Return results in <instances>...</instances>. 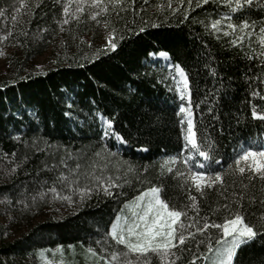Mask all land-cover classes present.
Instances as JSON below:
<instances>
[{"label":"trees","instance_id":"1","mask_svg":"<svg viewBox=\"0 0 264 264\" xmlns=\"http://www.w3.org/2000/svg\"><path fill=\"white\" fill-rule=\"evenodd\" d=\"M75 1L81 0H24L20 7L19 0H0V36L6 37L0 41V264H105L103 248L123 249L106 237L110 224L126 202L152 186L186 213L181 221L193 233H185L174 264H202L208 233L213 245L222 235L211 227L196 232L191 224L202 227L205 217L222 223L236 212L258 234L240 244L233 264H264V178L234 166L241 148L264 145V120L251 117L252 105L264 111V57L257 42L264 0L235 13L220 0H100L80 12ZM88 10L96 14L95 24L82 21ZM225 14L237 25L255 23L245 30L253 35L245 36L243 47L205 27ZM90 25L94 32L104 25L116 48L83 42ZM161 51L168 57L148 55ZM48 52L49 64L36 70L34 62ZM169 64L187 73L197 140L211 144L218 161H205L207 170L222 175L223 182L202 195L177 175L188 174L182 151L187 126L185 115L177 114ZM101 116L113 121L109 135ZM170 156L179 158L165 164ZM93 161V176L119 185L111 196L85 175ZM93 184L91 193L78 190ZM53 187L56 193L49 191ZM148 264L161 261L152 255Z\"/></svg>","mask_w":264,"mask_h":264},{"label":"snow or ice","instance_id":"2","mask_svg":"<svg viewBox=\"0 0 264 264\" xmlns=\"http://www.w3.org/2000/svg\"><path fill=\"white\" fill-rule=\"evenodd\" d=\"M116 3L118 0H111ZM200 3H207L208 0H199ZM221 3L227 5L231 12L235 13L237 10H242L245 6L251 4V0H220ZM20 7H24V0H19ZM191 3V0H189ZM92 4L99 6L100 0H92ZM63 11L65 14L68 13V5L65 4ZM77 12L82 11L79 3L76 8ZM175 11V9H173ZM3 14V10H0V15ZM96 14L93 13V16ZM187 15V13H185ZM13 20L16 17H12ZM231 16L225 14L224 16L213 19L210 24L206 25V28H210L212 32H223L224 36L231 35L233 39L231 44L233 46L239 45L243 47V40L245 36L251 37L253 32L245 31L250 28H255L254 22L248 20H242L239 25L231 23ZM222 21H227L225 26L222 25ZM62 23L67 24L68 20L65 19ZM239 30V34H237ZM143 31V29H141ZM10 34V33H9ZM6 39L5 36H0V41ZM257 42L260 45L262 51L260 55L264 57V27H260ZM116 44L109 42L106 47L109 49H115ZM3 53H0L2 55ZM149 56L158 55L160 57L167 58L168 53L161 51L159 53H148ZM170 69H174L170 73L174 84V91L177 94L179 104V114H185L187 133L184 136V145L182 151L186 154L183 163L187 166L188 174L185 176L184 173L177 172L186 183L191 182L196 192L203 194L204 188H212L217 182L222 181L221 172L212 171L209 172V167L205 161L216 162L210 149L211 144H201L197 140L195 126L192 118V111L190 106L191 93L189 87V79L185 70L179 64H169L167 66ZM252 96H258V92H252ZM264 99V97H261ZM185 100L189 102V106H185ZM251 103V101H249ZM70 115V113H66ZM251 117L253 119L264 120V111L258 110L255 105H252ZM102 122L105 124L106 129L105 135L110 134L113 121L101 116ZM184 123V121H181ZM121 143L127 141L120 135V133H114ZM19 139V137H16ZM39 151V149H37ZM14 155V154H13ZM99 156L100 153H96ZM178 156H170L166 159L165 164L168 162H174L178 159ZM235 171L243 174L246 171L250 173L258 174L261 178H264V145H260L258 149H254L251 145L246 148H241L234 158ZM47 167V166H46ZM81 165L78 163L75 169L70 171L76 172ZM88 167L91 171L85 172L86 176H90L93 180H98L100 190L105 195L111 196L113 193L110 189L119 187V185L109 177L107 182L100 177L93 176L97 164L95 161L91 162ZM101 167L106 168L107 165ZM229 167H232L230 165ZM163 168V165H162ZM130 170V169H129ZM171 171V169H169ZM61 180H66L63 174L60 176ZM76 179H79L77 175ZM69 186L75 183L74 180L69 181ZM97 187L93 184L92 187L79 188L81 194L91 193ZM50 192L56 193L55 187L49 189ZM161 189L157 186H152L145 191L141 192L135 200L126 206L137 209L132 212V219L122 218L117 215L116 219L110 224V229L106 233V237H110L111 240L115 241L117 245H123L122 250H112L110 252V258L105 260V264H148L149 256L155 255L161 262L168 259L169 256H175L172 251L177 244H183L186 236L185 229L186 225L181 221V217L186 215L182 210H177L174 207H170L168 202L161 198ZM43 196V193H40ZM188 198L195 203L196 197L189 194ZM63 199L69 200L70 197H63ZM191 227L195 228L196 232L204 233L205 230L211 228L217 229L222 235L215 239V245H213L211 233H208L209 239L207 240V252L212 254L211 264H233V257L236 249L241 243L245 241H251L257 236V231L254 230V226L245 223L244 218L239 212L231 215V217H225L222 223H215L208 221L207 217L204 218L203 226L198 227L196 224H191ZM261 229L264 230V225H261ZM187 236H193L191 231L187 232ZM101 241H97L99 244ZM107 244V240H104ZM198 245L200 242H197ZM109 247H111L109 245ZM214 249V250H213ZM108 251L107 248L103 249ZM88 252L92 255H96L92 248L88 249ZM205 260L209 257L204 253H201ZM169 264H174V261H169Z\"/></svg>","mask_w":264,"mask_h":264},{"label":"rangeland","instance_id":"3","mask_svg":"<svg viewBox=\"0 0 264 264\" xmlns=\"http://www.w3.org/2000/svg\"><path fill=\"white\" fill-rule=\"evenodd\" d=\"M75 2H77V3H79V5L81 6V7H83V8H87V9H89V8H92L91 6L93 5L92 4V0H81V1H75ZM82 8V10H84ZM78 16V15H77ZM82 21H84V22H91V21H93L94 22V24L96 23L95 21H94V16H93V14L91 13V12H89V10H88V13L86 12V15H85V17L83 18V20ZM87 30H89V31H87ZM82 35H81V40L83 41V42H86V43H89V42H92V43H94L96 46H101V45H106V44H108L109 42H110V34H109V32L107 31V29H106V27L104 26V25H100L99 26V29L97 30V32H94V31H92V28H91V25H90V28H88ZM60 40L61 39H59V42H60ZM61 45V44H60ZM59 45V46H60ZM59 46L56 48L57 50H58V48H59ZM49 56H50V53L48 52V53H46V54H44V55H42V56H40L35 62H34V66H35V69L36 70H42V69H44V67L47 65V64H49V61L51 60L50 58H49ZM2 67V64L0 63V68ZM186 101V103H187V106L186 107H188V101L187 100H185ZM185 115V114H184ZM135 200V199H134ZM133 200V201H134ZM132 201V202H133ZM131 202V203H132ZM131 203L129 204V205H131ZM137 209H134V208H132V207H126V210H125V212L123 211L122 213H120L119 214V216H121L122 218H128L129 220L130 219H132V212L133 211H136ZM190 231V227L189 228H187L186 227V229H185V233L187 234V232H189ZM222 234V233H221ZM180 244H177L176 245V247L174 248V249H172V251L175 253V250L178 248V246H179ZM104 249V248H103ZM101 250V254L102 255H100L99 256V258H101V259H103V261L105 262V260L106 259H109L110 258V252H108V251H104V250ZM214 250V249H213ZM52 254L53 255H56V254H59V255H61V253H60V251H58V250H54V251H52ZM207 256L209 257V259L208 260H205V258H204V260H203V263L202 264H211V258H212V254L211 253H208L207 254ZM60 259V258H59ZM173 259H174V256H169L168 257V259L167 260H165V261H163V262H161V264H169V261H173ZM42 264H51L49 261H46V263H45V260L42 262Z\"/></svg>","mask_w":264,"mask_h":264},{"label":"water","instance_id":"4","mask_svg":"<svg viewBox=\"0 0 264 264\" xmlns=\"http://www.w3.org/2000/svg\"><path fill=\"white\" fill-rule=\"evenodd\" d=\"M193 118V117H192Z\"/></svg>","mask_w":264,"mask_h":264}]
</instances>
